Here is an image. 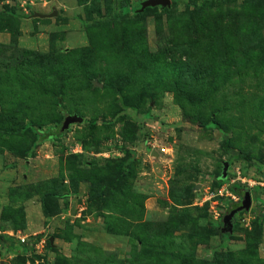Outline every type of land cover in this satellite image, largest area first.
<instances>
[{
	"label": "rangeland",
	"instance_id": "obj_1",
	"mask_svg": "<svg viewBox=\"0 0 264 264\" xmlns=\"http://www.w3.org/2000/svg\"><path fill=\"white\" fill-rule=\"evenodd\" d=\"M144 1L0 0V264H264V0Z\"/></svg>",
	"mask_w": 264,
	"mask_h": 264
},
{
	"label": "water",
	"instance_id": "obj_2",
	"mask_svg": "<svg viewBox=\"0 0 264 264\" xmlns=\"http://www.w3.org/2000/svg\"><path fill=\"white\" fill-rule=\"evenodd\" d=\"M170 3V0H146L144 2H142L141 4V8L140 10H143L144 8L146 7H154V6H167L169 5ZM56 12H53L51 15H55ZM37 17H45L47 15L45 14H36ZM82 118L76 114H73V115H68L65 117L62 125H61V131L65 130V129H68V127L73 124V123H80L82 122ZM228 167V164L227 162L224 163V167H223V171H222V175L223 177H225L226 175V169ZM251 204V197H250V193L249 191H245L244 192V195H243V199L241 201V204L230 210L224 217H223V232H229L231 231L232 229V219H233V216L239 212V211H242V210H247L249 208Z\"/></svg>",
	"mask_w": 264,
	"mask_h": 264
},
{
	"label": "trees",
	"instance_id": "obj_3",
	"mask_svg": "<svg viewBox=\"0 0 264 264\" xmlns=\"http://www.w3.org/2000/svg\"><path fill=\"white\" fill-rule=\"evenodd\" d=\"M173 2L177 3V2H179V0H173ZM136 11H138V9H135V10H134V12H136ZM36 130H37V133H38V134H40V135L42 134V133H41V132H42L41 129L36 128ZM49 136H50V134L48 135V137H49ZM231 210H232V209H231Z\"/></svg>",
	"mask_w": 264,
	"mask_h": 264
},
{
	"label": "built area",
	"instance_id": "obj_4",
	"mask_svg": "<svg viewBox=\"0 0 264 264\" xmlns=\"http://www.w3.org/2000/svg\"><path fill=\"white\" fill-rule=\"evenodd\" d=\"M166 151V148L165 147H161V148H158L157 150H156V153L157 154H162V153H164Z\"/></svg>",
	"mask_w": 264,
	"mask_h": 264
}]
</instances>
